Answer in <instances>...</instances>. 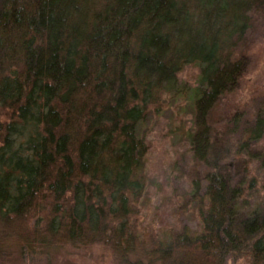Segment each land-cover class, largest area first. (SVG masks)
Instances as JSON below:
<instances>
[{"label": "trees", "instance_id": "1", "mask_svg": "<svg viewBox=\"0 0 264 264\" xmlns=\"http://www.w3.org/2000/svg\"><path fill=\"white\" fill-rule=\"evenodd\" d=\"M259 10L264 0H0V264L93 245L122 264H264V201L244 197L233 168L264 167V100L210 121L250 66L233 52ZM186 65L194 89L178 85ZM164 95L192 113L201 230L144 238L141 127Z\"/></svg>", "mask_w": 264, "mask_h": 264}, {"label": "rangeland", "instance_id": "2", "mask_svg": "<svg viewBox=\"0 0 264 264\" xmlns=\"http://www.w3.org/2000/svg\"><path fill=\"white\" fill-rule=\"evenodd\" d=\"M235 48L233 57L247 55L251 63L239 88L222 97L210 115V121L216 128L236 111L248 112L250 116L264 100V10L250 13L247 33ZM199 74L197 66H184L177 74L179 87L196 88ZM173 98L162 96L158 105L150 107L147 120L141 127V137L147 147V183L142 198L136 204V222L138 232L144 238L172 235L183 225L194 234L201 230L196 202L191 198V181L194 178L199 180L201 174H198L199 166L191 160L186 140L192 126V113L185 98ZM188 100L193 104L191 98ZM263 148L264 139L255 149L263 152ZM243 161L245 163L238 162L233 168L237 178L245 182L244 197L253 203L264 201V167L257 161ZM54 256L56 261L51 264H122L109 249L99 245L75 252L62 250ZM225 264L248 263L242 257L228 259Z\"/></svg>", "mask_w": 264, "mask_h": 264}]
</instances>
